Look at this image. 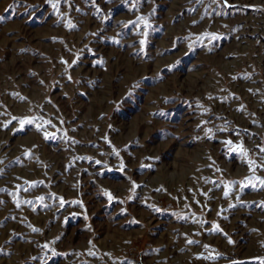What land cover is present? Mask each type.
<instances>
[{"label": "rangeland", "instance_id": "1", "mask_svg": "<svg viewBox=\"0 0 264 264\" xmlns=\"http://www.w3.org/2000/svg\"><path fill=\"white\" fill-rule=\"evenodd\" d=\"M261 149L264 0H0V264H264Z\"/></svg>", "mask_w": 264, "mask_h": 264}, {"label": "snow or ice", "instance_id": "2", "mask_svg": "<svg viewBox=\"0 0 264 264\" xmlns=\"http://www.w3.org/2000/svg\"><path fill=\"white\" fill-rule=\"evenodd\" d=\"M225 2H226V0H225ZM53 7H56V5H53ZM141 19H143V18H141ZM212 39H216L217 37L215 36V35H212V37H211ZM144 43V41H141V44H143ZM30 122V121H29ZM23 123H25V121H21V124H23ZM228 143H231L230 141L228 142ZM241 151H242V149H241ZM261 151H264V149H261ZM97 163H99V161H97ZM260 183L262 184V185H264V180H260ZM134 187H135V185H134ZM227 191L225 192V195L227 196ZM108 198L111 200L112 199V196H111V194H108ZM191 242V241H190Z\"/></svg>", "mask_w": 264, "mask_h": 264}]
</instances>
